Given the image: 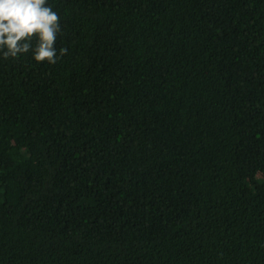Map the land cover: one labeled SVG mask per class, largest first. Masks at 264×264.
Returning a JSON list of instances; mask_svg holds the SVG:
<instances>
[{
    "label": "trees",
    "instance_id": "trees-1",
    "mask_svg": "<svg viewBox=\"0 0 264 264\" xmlns=\"http://www.w3.org/2000/svg\"><path fill=\"white\" fill-rule=\"evenodd\" d=\"M47 4L67 54L0 53V264H264V0Z\"/></svg>",
    "mask_w": 264,
    "mask_h": 264
},
{
    "label": "clouds",
    "instance_id": "clouds-1",
    "mask_svg": "<svg viewBox=\"0 0 264 264\" xmlns=\"http://www.w3.org/2000/svg\"><path fill=\"white\" fill-rule=\"evenodd\" d=\"M61 31L60 17L47 0H0L3 59H16L31 51L35 62L55 65L68 52L67 48H61L58 55L55 45Z\"/></svg>",
    "mask_w": 264,
    "mask_h": 264
}]
</instances>
